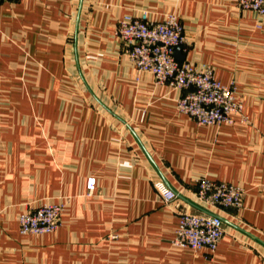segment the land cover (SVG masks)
<instances>
[{"label":"crops","instance_id":"obj_1","mask_svg":"<svg viewBox=\"0 0 264 264\" xmlns=\"http://www.w3.org/2000/svg\"><path fill=\"white\" fill-rule=\"evenodd\" d=\"M142 11L179 18L178 61L212 66L244 118L199 125L178 91L136 71L116 28ZM257 22L237 0H0V264H264ZM201 176L245 192L239 209L204 210L224 230L213 253L172 244L179 212L200 211ZM44 202L64 205L58 229L21 234L19 214Z\"/></svg>","mask_w":264,"mask_h":264},{"label":"built area","instance_id":"obj_2","mask_svg":"<svg viewBox=\"0 0 264 264\" xmlns=\"http://www.w3.org/2000/svg\"><path fill=\"white\" fill-rule=\"evenodd\" d=\"M237 6L256 16L258 28L264 25V0H237ZM116 35L137 72L149 73L155 84L168 85L179 92L175 105L179 113L191 117L199 125L211 126L230 124L236 115L244 118L234 86L219 82L212 66H194L180 62L174 56L175 49L186 44L183 25L176 15L168 13L159 21L145 11L138 16L126 15L118 21ZM195 183L194 200L200 211L179 212L172 244L213 253L224 230L220 217L204 210L208 207L239 209L245 192L241 187L211 181L205 176L199 177ZM154 187L166 204L177 198V194L163 183L157 182ZM86 189L89 194L94 191V178L87 179ZM63 210V204L51 202L25 209L18 216L19 232H54L59 227Z\"/></svg>","mask_w":264,"mask_h":264},{"label":"water","instance_id":"obj_3","mask_svg":"<svg viewBox=\"0 0 264 264\" xmlns=\"http://www.w3.org/2000/svg\"><path fill=\"white\" fill-rule=\"evenodd\" d=\"M180 50H181V48H180V47H177V48L175 49V51H174V56H175L177 59H179Z\"/></svg>","mask_w":264,"mask_h":264}]
</instances>
